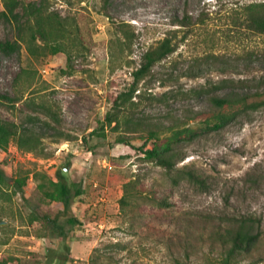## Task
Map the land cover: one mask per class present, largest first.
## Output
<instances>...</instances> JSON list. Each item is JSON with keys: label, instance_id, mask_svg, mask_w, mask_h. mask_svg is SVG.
Segmentation results:
<instances>
[{"label": "rangeland", "instance_id": "1", "mask_svg": "<svg viewBox=\"0 0 264 264\" xmlns=\"http://www.w3.org/2000/svg\"><path fill=\"white\" fill-rule=\"evenodd\" d=\"M262 4L0 0V122L15 134L0 150V260L213 264L224 221L249 217L261 238L234 264H264V34L249 27ZM166 38L175 51L134 83ZM218 115L227 122L215 130ZM185 129L197 133L170 140ZM27 136L33 151L17 146ZM167 142L172 173L143 153ZM58 172L82 191L63 215L48 197Z\"/></svg>", "mask_w": 264, "mask_h": 264}, {"label": "trees", "instance_id": "2", "mask_svg": "<svg viewBox=\"0 0 264 264\" xmlns=\"http://www.w3.org/2000/svg\"><path fill=\"white\" fill-rule=\"evenodd\" d=\"M260 7H264L262 5H253L249 19V27L252 31L258 34H264V13L258 12ZM59 27H61L59 25ZM60 32V30L58 31ZM51 50L53 53L64 52L63 44L61 42H54L51 45ZM174 47L171 45L169 39H164L157 45L155 48L147 51L143 55V61L139 70H137L134 76V83L137 82L140 78L145 76L151 68L165 60L168 56H170L174 52ZM132 92L135 91L134 86L131 89ZM131 92V93H132ZM131 94L122 95L119 98L120 103L125 102L130 99ZM123 97H127L123 98ZM7 99V98H4ZM214 103L219 107H224L225 105L231 104V101L228 100H213ZM116 106L119 104L115 102ZM112 118L107 117V123L110 124L112 122ZM227 122V117L225 115L216 116V123L213 124V128L215 130L220 129ZM197 132L185 129L183 131H177L172 134V141H179L181 139H191ZM183 135V137H182ZM182 137V138H181ZM15 138V134L9 125L3 124L0 122V150L6 151L9 143ZM17 146L21 149L27 148L28 151H33L36 148V140L33 137L27 136L25 138H18L16 140ZM118 143H124L122 140H119ZM171 142H167L163 147L154 146L151 150L144 151V155L147 159L153 160L155 165L163 168L166 172L172 173L176 172V162H172L171 158L165 157V155L171 150L170 149ZM180 175L192 186H197L200 188H205L206 182L204 179H201L193 170L191 169H182L177 170ZM5 176L4 173L0 170V184L4 182ZM57 182L53 185V189L49 192L48 197L50 201H54L59 203L62 206L61 215L67 213L71 207L72 199L81 196L82 191L80 188L76 187L74 184H69L64 174L58 172L56 174ZM174 183L177 182L176 179L172 180ZM133 183H128L125 185L126 190L125 194L120 200V204L124 207L127 204L126 198L128 195L127 188H130ZM159 205H164L160 203ZM47 222H51L55 227L57 224V219L49 220L48 217H45ZM67 224L70 226H74L77 224V220L72 216L68 217L66 220ZM222 231H217V238L219 244L222 247V253L213 264H234L238 256L242 253H250L255 249L257 244L260 241L261 234L254 231V227L256 225V221L252 218H242L237 222L233 220H225ZM67 261L66 259L64 260ZM0 264H6V262L1 259Z\"/></svg>", "mask_w": 264, "mask_h": 264}]
</instances>
